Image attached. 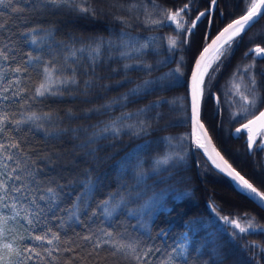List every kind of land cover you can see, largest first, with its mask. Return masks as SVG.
<instances>
[{
  "label": "trees",
  "instance_id": "1",
  "mask_svg": "<svg viewBox=\"0 0 264 264\" xmlns=\"http://www.w3.org/2000/svg\"><path fill=\"white\" fill-rule=\"evenodd\" d=\"M91 2L93 6L104 7L107 10L110 3L123 4L126 0H109L105 4H100L99 0ZM137 2L147 6L149 11H154L147 0ZM155 2L162 7L173 6L171 0L168 3H165V0ZM207 4L208 0H195L188 18L194 19L196 9L203 11ZM244 7L242 0H219V7L209 13L214 23L208 25L207 31L205 28L207 21L202 19L188 37L189 42L178 45L174 50H168L166 41L162 39L176 34L171 28H158L154 25L145 27L138 21L133 22L130 27L121 25L114 16L124 13L117 8L111 9L107 16L97 15L94 19L81 17L75 13L57 12L36 17L26 24L13 20L8 25L7 35H12L15 48L11 54L17 61L24 54L32 52L33 56L40 55L44 61L59 66L66 62L65 57H68L69 50H72L77 52V64L82 65L87 71V75L83 71L77 74L81 81L80 90L74 89L61 96L38 98L33 102V110L52 112L54 118H59L58 127L65 130L61 138L46 136L38 129L27 133L26 147L32 151L34 158L52 156L53 161H56L57 155L60 157L55 164L45 166L41 161L38 163L42 168L41 179L56 178L66 185L65 195L59 204L61 210L55 212L56 216L64 217L66 224L71 225V228L66 226L60 229L62 235L65 232L68 236H73L74 233L83 235L88 231L109 230L119 234L126 241L137 244L140 249H152L150 259L159 261L173 247L178 246L179 240L187 234L189 243L186 256L189 264H216L217 256L223 264H264V253H261L260 249L246 247L249 241L264 245V235H247L244 238L237 237L233 241L228 234L216 231V227L213 226L217 213L229 216L248 213L256 217L258 222L264 223V209L246 198L245 194H241L232 180L215 169L202 149L196 147L190 137L191 125L186 117V113L189 112L187 91L189 70L194 64V58L210 40L208 34L213 37L224 25L242 14ZM11 18L12 14L6 13L5 19ZM141 18L143 19L142 15ZM152 18L162 17L154 14ZM32 26L42 27L45 32L50 31L54 35V39H48L46 43L40 45L42 49L40 52H37L22 35ZM121 32H127L128 35L121 36ZM0 40L7 42L5 35H0ZM129 43L136 48L148 43L149 48L138 54L133 53L130 58L121 57V52H131V47L121 46ZM258 43L264 46V18L243 36L234 54L223 60L219 71L214 73L211 84L206 85L202 118L215 144L227 160L245 178L264 190V152L252 154L247 152L245 140L233 135L234 127L245 120L237 122L230 115L239 109V103H232L236 99L232 95L234 84H240L241 90H251V93L264 99V77L261 76L264 60H256L255 69L249 73L256 77L255 86L251 85L249 78L242 72L236 71L237 66L243 68L253 62L252 57L242 58V54L247 48ZM101 44L103 46L100 55L95 58L97 66L93 73L85 57H91L92 49ZM80 49L84 51L81 52ZM161 61L166 62L167 66H162ZM67 62L71 63V60ZM126 64L153 67L151 71L132 70L125 69L123 66ZM177 64L181 65V73L170 78L167 90L161 91L157 88L155 92L147 95L141 93L131 100L123 99L131 88L145 80H156ZM41 70L42 66L35 70L29 69L31 84L39 80ZM84 80L95 81V86L85 91ZM126 80H131L132 83H125ZM213 91H216L220 98L219 105L215 102ZM161 97L168 103L156 108L148 107ZM104 105L109 107L105 109L102 107ZM263 106L264 103L258 104L259 108ZM217 107L220 109L219 115L215 114ZM91 109L99 111H90ZM142 109L145 111L137 114L138 110ZM158 112L165 113L163 119H156L155 114ZM69 113L74 118H69ZM124 113H132L133 116L132 119L122 121V124L136 126L138 121L143 120L147 131L136 135L135 132L139 131L138 126L134 128L132 134H127L128 130L122 129L119 136L109 135L108 139H101L90 145L97 149L98 159L81 158L83 152L77 145L85 139V133L73 132L71 129H85L90 135L97 130L94 126L102 127ZM51 127L52 125L45 124V128ZM169 152L172 155L180 153L185 157L180 165V175L170 180L163 179L169 172L176 171L169 169L168 172L161 171L159 176L154 178L156 181L154 184L153 180L148 181L149 184H153L154 191L161 194L159 201L150 211L136 214L135 210L140 204L129 203L126 210L122 209L112 217H104L99 209L95 216L92 215V209H96L100 200L120 190L122 184L134 183L131 173L132 170H140L136 168L137 163L142 164V170L145 172H151L154 161ZM71 162L78 165L76 172H72ZM93 166V178L97 181L94 200H91L87 207L80 206L77 212L78 221L75 219L69 221L66 211L62 210L71 209L77 193L73 191L75 185L68 186V181L83 169ZM48 223L49 226L55 227L58 222L49 220ZM228 231L231 232V229ZM213 232L215 235H210ZM253 251L258 255L253 257ZM97 264H117V261L109 256ZM119 264H129V261L121 258Z\"/></svg>",
  "mask_w": 264,
  "mask_h": 264
},
{
  "label": "snow or ice",
  "instance_id": "2",
  "mask_svg": "<svg viewBox=\"0 0 264 264\" xmlns=\"http://www.w3.org/2000/svg\"><path fill=\"white\" fill-rule=\"evenodd\" d=\"M109 0H99L100 4L108 3ZM154 11H149L148 7L137 2V0H126L123 4L110 3L106 10L104 7L93 6L91 0H0V35H5L7 42L0 40V264H97L98 261L112 257L117 264L121 258L132 264H189L186 256V246H175L170 252L159 261L150 259L152 249H140L133 242L126 241L119 234L109 230L88 231L87 234L74 233L68 236L65 232L61 234L60 229L66 226L64 217L56 216L55 212L59 209L62 196L65 195V184L60 183L56 178L41 179V165L55 164L60 160L53 161L52 156H35L27 147V133L38 129L46 136L54 139L61 138L65 132L59 128V118H54L52 112H37L33 110L34 103L38 98L46 96H61L71 90H80L81 81L77 78L79 71L87 75V71L82 65L77 64V52L69 50L65 63L57 66L55 63L44 61L40 55L33 56L28 52L19 61L12 55L15 51L12 35H7L8 25L13 20L21 24L28 23L36 17H43L46 14H56L57 12L75 13L81 17L96 18L97 15L107 16L111 9L117 8L123 15L114 16V19L121 25L130 27L135 21L140 22L145 27L154 25L158 28H171L175 35L162 37L166 41L168 50H174L178 45L187 44L188 37L198 27V22L204 19L207 21L205 28L214 23L209 13L219 7V0H208L207 7L203 11L196 9L194 19H189L195 0L183 2V0H171L172 7H162L155 0H147ZM169 0H165L168 3ZM245 7L242 14L232 19L224 27L218 30L214 37L208 34L210 43L203 46L198 56L194 58V66L190 68L189 91V112L186 113L190 121V137L195 140V145L203 149L208 160L225 174L235 184L241 194L246 198L257 202L261 209H264V190L255 186L249 179H246L240 171L225 158L221 151L213 143L209 135L203 116L205 87L210 85L214 79V73L218 72L224 59L234 54L236 47L242 42L244 35L251 30L254 24H258L264 18V0H242ZM6 13H11V19H5ZM160 15L161 19H153V15ZM143 16V19L141 18ZM43 33V35H41ZM26 41L33 46L37 52L42 51L40 45L46 43L48 39H54L52 32H45L42 27L32 26L23 34ZM121 36L128 35L121 32ZM111 44V41H109ZM98 45L92 49L93 55L85 57L89 61L93 73L95 72L96 60L100 55L101 47ZM131 52H121V57L130 58L133 53H141L149 48L145 43L139 48L130 43ZM79 51L83 52L84 49ZM26 57V58H25ZM252 57L253 62L243 68L237 66L236 71L242 72L249 78L251 85L255 86L257 80L254 74L249 75L255 69L256 60H264V46L255 44L247 48L242 54V58ZM71 63H68V60ZM15 64V66H13ZM162 66H167L166 62L161 61ZM42 66L39 72V80L31 84V77L28 76L29 69H37ZM125 69L151 71L152 65H124ZM68 73V74H65ZM181 73V65L170 69L156 80H145L142 84L131 88L123 97L131 100L133 97L140 96L141 93L147 95L155 92L157 88L161 91L167 90L171 77ZM264 77V70L261 71ZM125 83H132L126 80ZM31 84V87L29 86ZM84 90H91L95 86V81L84 80ZM232 95L236 97L232 103H239V109L231 113V118L240 123L235 128L233 135L236 138L245 140L246 149L249 154L254 152H264V109L258 104L264 103V99L251 93V90H241L240 84L233 85ZM211 96V93H210ZM217 105L220 98L214 97ZM168 101L161 97L160 100L152 102L148 107L156 108ZM107 109L109 106L104 105ZM90 111H99L91 109ZM145 110H138L137 114ZM220 109H215V114L219 115ZM258 113V114H257ZM165 113L155 114L157 120L163 119ZM72 117L71 113L68 114ZM132 113H124L120 117L105 123L88 135L85 129H71V131H81L85 133V139L77 145L82 150L81 158L96 157L97 149L90 145L97 143L101 139H108L109 135L117 137L122 129H127V134H132L134 128L138 126L140 135L147 131L145 121L140 120L137 125L122 124L124 120L132 119ZM249 116L251 118H249ZM52 125L45 128V124ZM241 134H243L241 136ZM79 138V137H77ZM185 157L176 153L175 155H163L154 161L151 172L142 170V164L137 163L139 171L132 170L134 183H127L120 186V190L109 194L105 199L100 200L96 209H92V215L97 214V209L101 210L104 217H112L122 209H127L129 203H139L140 206L135 210L136 214L150 211L159 201L160 193L154 191L153 184L155 177L161 171L168 172L169 169L176 171L169 172L163 179H174L180 175V165ZM86 162L90 163V161ZM72 163V172H76L78 165ZM94 166L85 168L79 172L72 180L68 181V186L75 185L76 197L71 209L66 211L67 220H79L77 212L81 205L88 206L94 200V192L97 190V181L93 178ZM61 174V179H63ZM153 180V184L148 181ZM151 193V194H150ZM142 201V203H140ZM215 212V209H213ZM11 213V214H9ZM54 220L58 223L49 226L48 221ZM222 222V223H220ZM12 227H9V225ZM216 231L226 233L235 241L237 237L244 238L247 235H264V223L258 222L257 218L242 213L237 216L216 214L213 221ZM231 229V232L228 230ZM215 235V232L210 233ZM187 240V237L184 238ZM246 247L250 249H260L264 253V245L256 241H249ZM159 251V250H157ZM102 252L104 253L102 255ZM67 254V255H66ZM258 255L253 251V257ZM216 264H223L217 256Z\"/></svg>",
  "mask_w": 264,
  "mask_h": 264
},
{
  "label": "water",
  "instance_id": "3",
  "mask_svg": "<svg viewBox=\"0 0 264 264\" xmlns=\"http://www.w3.org/2000/svg\"><path fill=\"white\" fill-rule=\"evenodd\" d=\"M230 22H231V21H230ZM228 23H229V22H228ZM224 26H225V25H224ZM224 26H223V27H224ZM215 35H216V34H215ZM215 35H214V36H215ZM214 36H213V37H214ZM208 43H210V40L208 41ZM208 43H207V44H208ZM207 44H206V45H207ZM193 66H194V64H193ZM193 66H192V67H193ZM189 82H190V74H189V78H188V85H189ZM187 91H189V88H187ZM213 96L216 97V93H215V92L213 93ZM188 100H189V96H188ZM262 109H264V107H263ZM257 114H258V113H257ZM244 122H246V121H244ZM244 122H242V123H244ZM239 125H240V124H238L235 128L239 127ZM235 128L233 129V133H234ZM191 131H192V129H191ZM209 135H210V133H209ZM210 136H211V135H210ZM211 137H212V136H211ZM212 140H213V138H212ZM193 141L195 142L194 139H193ZM213 143L215 144L214 140H213ZM215 145H216V144H215ZM216 147L218 148L217 145H216ZM218 149H219V148H218ZM219 150H220V149H219ZM202 151H203V149H202ZM203 152H204V151H203ZM221 153H222V152H221ZM206 156H207V155H206ZM225 158H226V157H225ZM226 159H227V158H226ZM233 167H234V166H233ZM237 171H238V170H237ZM228 178H229V177H228ZM255 203L258 205L257 202H255ZM258 206H259V205H258Z\"/></svg>",
  "mask_w": 264,
  "mask_h": 264
},
{
  "label": "rangeland",
  "instance_id": "4",
  "mask_svg": "<svg viewBox=\"0 0 264 264\" xmlns=\"http://www.w3.org/2000/svg\"><path fill=\"white\" fill-rule=\"evenodd\" d=\"M167 155H172V154L169 152ZM185 237H187V234H184L183 237L179 240L178 246L185 245L186 250H187V246H188L189 241H188V237H187V240L184 239Z\"/></svg>",
  "mask_w": 264,
  "mask_h": 264
},
{
  "label": "flooded vegetation",
  "instance_id": "5",
  "mask_svg": "<svg viewBox=\"0 0 264 264\" xmlns=\"http://www.w3.org/2000/svg\"><path fill=\"white\" fill-rule=\"evenodd\" d=\"M214 92L216 93V91H213V93H214ZM213 93H212V95H213ZM217 96H218V95H217V93H216V97H217ZM263 107H264V106H263ZM263 107H262V108H263ZM262 108H261V109H262ZM250 118H251V117H250ZM235 127H236V126H235ZM235 127H234V128H235Z\"/></svg>",
  "mask_w": 264,
  "mask_h": 264
}]
</instances>
